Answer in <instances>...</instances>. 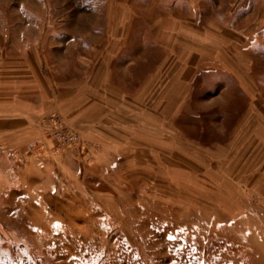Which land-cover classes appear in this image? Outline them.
<instances>
[{
	"label": "rangeland",
	"instance_id": "374dc122",
	"mask_svg": "<svg viewBox=\"0 0 264 264\" xmlns=\"http://www.w3.org/2000/svg\"><path fill=\"white\" fill-rule=\"evenodd\" d=\"M90 1L0 0V37L11 46L18 35L64 43L84 17H99L86 13ZM259 1L235 19L239 29L246 18L252 24L245 44L264 99ZM225 79L213 94L194 84L197 98H220L196 102L201 124L176 126L181 136L163 145L138 122L133 135L103 145L57 109L38 117L33 137L0 142V264H264V102L254 107L261 122L244 124L230 143L248 99ZM67 129L79 141L63 136ZM218 141L223 152L212 150Z\"/></svg>",
	"mask_w": 264,
	"mask_h": 264
},
{
	"label": "crops",
	"instance_id": "0c3cea01",
	"mask_svg": "<svg viewBox=\"0 0 264 264\" xmlns=\"http://www.w3.org/2000/svg\"><path fill=\"white\" fill-rule=\"evenodd\" d=\"M252 2L92 0L86 13L98 11L99 17H84L77 23L80 28L68 30L64 43L56 42V35H18V44L11 46L10 36L2 34L0 142L15 146L33 137L39 132L38 117L57 109L102 143L123 133L133 135L138 122L163 145L169 136H181L176 126L201 124L193 106L213 104L220 96L197 98L194 84L213 94L221 76L236 83L248 99L232 143L244 124L248 129L251 121L261 122L254 107L264 102L257 95L245 44L252 24L246 18V28L239 29L235 19ZM259 11L255 26L264 25V0ZM221 92L229 91L225 86ZM182 145L196 147L189 139ZM223 147L218 141L212 150L223 152Z\"/></svg>",
	"mask_w": 264,
	"mask_h": 264
},
{
	"label": "built area",
	"instance_id": "2783aa9c",
	"mask_svg": "<svg viewBox=\"0 0 264 264\" xmlns=\"http://www.w3.org/2000/svg\"><path fill=\"white\" fill-rule=\"evenodd\" d=\"M52 120V122H53V124L55 125V127L57 126V122H60V121H58L56 118H52L51 119ZM63 136H66V138L69 140V141H71V142H77V141H79V136L77 135V134H75V133H73L72 132V130H66L65 131V134H62Z\"/></svg>",
	"mask_w": 264,
	"mask_h": 264
}]
</instances>
